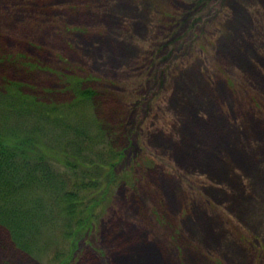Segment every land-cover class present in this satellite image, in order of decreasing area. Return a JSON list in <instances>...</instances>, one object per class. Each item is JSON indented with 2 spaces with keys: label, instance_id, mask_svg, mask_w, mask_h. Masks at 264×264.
I'll list each match as a JSON object with an SVG mask.
<instances>
[{
  "label": "rangeland",
  "instance_id": "obj_1",
  "mask_svg": "<svg viewBox=\"0 0 264 264\" xmlns=\"http://www.w3.org/2000/svg\"><path fill=\"white\" fill-rule=\"evenodd\" d=\"M71 84L124 153L72 264H264V0H0V129L45 132L30 99ZM29 245L0 225V264L72 242L44 227Z\"/></svg>",
  "mask_w": 264,
  "mask_h": 264
},
{
  "label": "trees",
  "instance_id": "obj_2",
  "mask_svg": "<svg viewBox=\"0 0 264 264\" xmlns=\"http://www.w3.org/2000/svg\"><path fill=\"white\" fill-rule=\"evenodd\" d=\"M71 87L74 97L62 105L28 98L34 104L31 113L54 120L45 132L30 130L21 138L15 131L14 139L0 129V225L27 251L42 228L59 229L72 245L57 264H72L78 242L97 221V204L109 206L124 154L112 126L86 111L94 105L95 89ZM72 116L77 121L68 123ZM49 130L57 132L55 138Z\"/></svg>",
  "mask_w": 264,
  "mask_h": 264
}]
</instances>
